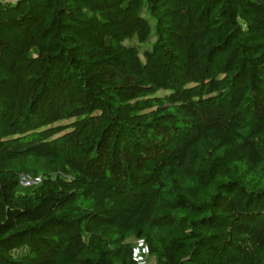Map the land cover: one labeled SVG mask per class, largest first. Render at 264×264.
Wrapping results in <instances>:
<instances>
[{"label": "trees", "instance_id": "1", "mask_svg": "<svg viewBox=\"0 0 264 264\" xmlns=\"http://www.w3.org/2000/svg\"><path fill=\"white\" fill-rule=\"evenodd\" d=\"M138 243L264 264V0H0V264Z\"/></svg>", "mask_w": 264, "mask_h": 264}, {"label": "built area", "instance_id": "2", "mask_svg": "<svg viewBox=\"0 0 264 264\" xmlns=\"http://www.w3.org/2000/svg\"><path fill=\"white\" fill-rule=\"evenodd\" d=\"M9 1H14V0H9ZM40 182H41L40 176L33 177L30 175H22L19 178V185L24 189L35 187Z\"/></svg>", "mask_w": 264, "mask_h": 264}, {"label": "rangeland", "instance_id": "3", "mask_svg": "<svg viewBox=\"0 0 264 264\" xmlns=\"http://www.w3.org/2000/svg\"><path fill=\"white\" fill-rule=\"evenodd\" d=\"M137 246V255H138V259L140 261L141 264H153V259L148 257L146 252H145V249L140 246V244H136Z\"/></svg>", "mask_w": 264, "mask_h": 264}, {"label": "water", "instance_id": "4", "mask_svg": "<svg viewBox=\"0 0 264 264\" xmlns=\"http://www.w3.org/2000/svg\"><path fill=\"white\" fill-rule=\"evenodd\" d=\"M4 1H9V0H4Z\"/></svg>", "mask_w": 264, "mask_h": 264}]
</instances>
